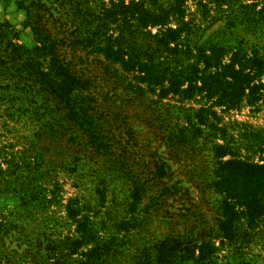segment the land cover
<instances>
[{
  "label": "trees",
  "instance_id": "trees-1",
  "mask_svg": "<svg viewBox=\"0 0 264 264\" xmlns=\"http://www.w3.org/2000/svg\"><path fill=\"white\" fill-rule=\"evenodd\" d=\"M189 1L196 2L201 18L192 17ZM205 1L17 2L24 13L21 29L0 23V96L37 119L34 161L19 163L29 175L14 183L13 193L23 206L45 201L49 176L77 170L74 154L83 145L108 158L106 168L114 171L118 156L113 146L126 139V145L130 140L138 145L137 131L157 129V150L163 147L174 157L166 161L161 150L152 151L148 161L141 155L150 175L137 183L140 191L127 207L130 220L119 229L135 227L141 194L151 187L169 198L184 190L174 168L183 164L185 176L203 189L202 201L189 198L191 206L207 204L208 192L213 193L218 235L230 243L241 237L249 242L264 222V158L254 162L244 157L235 139L223 137L219 143L213 122L217 108L237 110L246 102L259 109L264 103V49L260 37L247 39L262 33L264 3L258 10L259 3L245 4L249 0ZM191 102L200 107L185 108ZM170 110L181 114L174 119ZM173 124L176 129L168 133ZM254 139L264 147L263 131ZM199 169L209 172V181ZM68 210L77 225L68 255H79L76 264H111L118 254L116 238L97 239L90 221L78 220ZM191 235L157 241L137 264H211L215 243ZM245 256L229 264H248Z\"/></svg>",
  "mask_w": 264,
  "mask_h": 264
},
{
  "label": "rangeland",
  "instance_id": "rangeland-1",
  "mask_svg": "<svg viewBox=\"0 0 264 264\" xmlns=\"http://www.w3.org/2000/svg\"><path fill=\"white\" fill-rule=\"evenodd\" d=\"M0 1L3 2H0V23L8 21L11 27L20 30L24 13L17 2L22 0ZM209 1L212 0L205 2ZM251 3H259L258 10H261L264 0L245 2ZM188 5L189 12L195 14L193 18L202 17L196 2L189 1ZM224 10H228V7L225 6ZM261 32L248 35L247 39L260 37L256 40L264 49V25ZM5 100L7 98L0 96V264H76L79 255H68L71 240L77 236V225L68 216L69 207L75 211L78 220L90 221L97 239L105 241L116 238L114 245L118 254L111 264H137L143 256L150 254L157 241L167 236L183 237L186 233H191V237L199 242L211 240L215 243L218 251L211 264L238 262L239 256L244 253L248 264H264V222L258 225L255 232H251L249 242L244 241L247 239L242 235L234 243L222 240L214 229L218 218L215 205L217 196L208 192L211 198L207 204L202 202L197 209L191 206L190 203L194 201H202L203 189L196 180L185 176L188 169L183 164H177L174 168L184 190L169 198L164 194L159 196V187H151L147 194H141L143 199L138 205L136 220L132 223L135 227L130 232L119 229L122 223L130 220L127 207L140 191L136 188L137 183L143 182L141 180L145 175H150L143 167L145 163L139 160L144 159L141 155L145 153L148 161L152 151L156 150L160 154L161 150L166 161L171 162L174 157L166 154L163 147L157 150L161 144L157 139V129L137 131L140 141L138 145L132 140L126 145V139L113 146L118 156L114 171L106 168L107 165L109 167L108 158L99 157L91 148L83 145L74 154L78 155L74 160L77 170L58 171L54 176H45L49 180L45 182V201L23 206L19 197L13 193L18 187L14 183L15 179H25L29 175L21 169L19 163L23 160L31 163L34 161L33 143L37 119L32 111L11 107ZM170 102L177 104L176 101ZM258 106L259 109H256L244 102L237 110L217 108V119L213 122L220 131L215 132L216 139H221L219 143L223 137L231 142L235 139L236 147L242 148L241 154L254 162L264 158V147L254 142V138L264 132V103ZM190 107L198 109L200 104L191 102L185 106ZM175 113L174 119L181 111L175 110ZM181 128L182 124L179 126ZM174 129L176 127L173 124L168 133H173ZM200 165L199 161L197 167ZM197 172L209 181L211 175L208 171L199 169ZM205 173L209 176H204ZM102 191H105L104 201L100 195ZM194 226H197V230ZM242 228L247 230L246 227ZM243 241L245 246L240 244Z\"/></svg>",
  "mask_w": 264,
  "mask_h": 264
}]
</instances>
